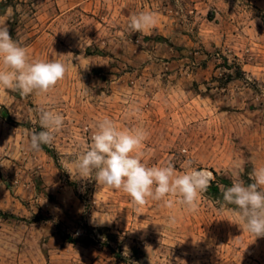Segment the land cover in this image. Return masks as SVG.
<instances>
[{
	"label": "rangeland",
	"instance_id": "obj_1",
	"mask_svg": "<svg viewBox=\"0 0 264 264\" xmlns=\"http://www.w3.org/2000/svg\"><path fill=\"white\" fill-rule=\"evenodd\" d=\"M140 12L155 14L148 32L129 27ZM0 24L30 60L67 67L48 93L0 89V210L25 219L0 216V264H264V237L231 223L236 208L211 184L196 212L136 207L64 169L108 117L148 133V167L171 162L183 174L191 159L221 191L251 183L264 166V0H0ZM40 109L63 116L48 144L57 159L30 149ZM90 227L96 244L63 239Z\"/></svg>",
	"mask_w": 264,
	"mask_h": 264
},
{
	"label": "clouds",
	"instance_id": "obj_2",
	"mask_svg": "<svg viewBox=\"0 0 264 264\" xmlns=\"http://www.w3.org/2000/svg\"><path fill=\"white\" fill-rule=\"evenodd\" d=\"M156 22L154 13L140 12L131 16L129 27L134 32H148ZM0 65V89L19 92L21 96L48 93L67 72L66 65L58 60H30L27 49L13 39L6 24H0ZM39 124L43 130L30 136L33 151L53 142L55 133L63 126V116L40 109ZM147 137L142 128L120 129L112 119L104 117L95 124L90 146L80 153L72 168L64 169L73 178H94L100 187L122 191L136 207L151 199L162 201L169 209L179 204L188 212H196L199 196L207 191L213 173L206 168H194L191 159L185 162L187 170L183 174H177L171 162L146 166L140 148ZM249 178L252 182L248 184L234 178L229 187L222 189V200L237 210L235 220L230 222L256 239L264 237V166L254 167ZM169 224H175V216L169 217ZM200 240L193 238V243Z\"/></svg>",
	"mask_w": 264,
	"mask_h": 264
},
{
	"label": "trees",
	"instance_id": "obj_3",
	"mask_svg": "<svg viewBox=\"0 0 264 264\" xmlns=\"http://www.w3.org/2000/svg\"><path fill=\"white\" fill-rule=\"evenodd\" d=\"M44 149L48 153H50L55 159H57L56 152L54 150H52L48 144L44 145ZM223 181H224V183H228L227 179L223 178ZM210 190H211V193H212L213 196H216V197L222 199V191H221V189L219 187V184L216 181H212L211 182ZM231 206L235 207L234 205H231ZM0 216L4 217V218H7V219L14 218V219H17V220H25L24 218H19L18 216H16L13 213L3 212L2 210H0ZM89 230L90 231H88L86 238L80 239V238H77V237L73 236L72 234L67 233V234H63V239L68 241V242H70V243L82 242L85 245L96 244L97 242L100 241L96 237V233H97V231L101 232V230L98 229V228H94V227H90Z\"/></svg>",
	"mask_w": 264,
	"mask_h": 264
}]
</instances>
